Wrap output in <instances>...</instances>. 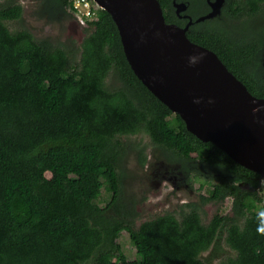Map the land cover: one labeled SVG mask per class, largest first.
Returning a JSON list of instances; mask_svg holds the SVG:
<instances>
[{"label":"trees","instance_id":"trees-1","mask_svg":"<svg viewBox=\"0 0 264 264\" xmlns=\"http://www.w3.org/2000/svg\"><path fill=\"white\" fill-rule=\"evenodd\" d=\"M157 1L166 23H187L173 0ZM174 1L188 2L193 21L207 11L205 0ZM37 2L40 18L72 20L77 34L37 37L19 0H0V264H264L259 176L187 131L141 83L105 10L79 24L73 0ZM223 8L186 36L263 98L264 0ZM145 146L187 184L202 178L207 194L140 219L144 198L126 190L124 162L134 153L144 168ZM123 232L130 261L116 242Z\"/></svg>","mask_w":264,"mask_h":264},{"label":"water","instance_id":"water-1","mask_svg":"<svg viewBox=\"0 0 264 264\" xmlns=\"http://www.w3.org/2000/svg\"><path fill=\"white\" fill-rule=\"evenodd\" d=\"M91 1L112 18L134 75L186 130L264 179V97L249 93L214 52L186 36L193 22L220 16L225 0H206L208 12L194 21L182 14L187 3L173 0L175 14L188 19L182 27L165 22L157 0Z\"/></svg>","mask_w":264,"mask_h":264},{"label":"rangeland","instance_id":"rangeland-1","mask_svg":"<svg viewBox=\"0 0 264 264\" xmlns=\"http://www.w3.org/2000/svg\"><path fill=\"white\" fill-rule=\"evenodd\" d=\"M19 2L23 9L24 18V22L21 24L30 29L35 36H49L64 41L67 40L68 36H75L77 34L75 22L72 20H67L63 25H60L57 23H49L44 18H40L37 13V0H19ZM184 2L187 3L188 7V2ZM208 10L207 7L206 13ZM262 55L264 56V53ZM138 140V144L141 147H144L145 144L149 145L148 138L144 135L137 136L135 141ZM146 152L148 154V159L144 163V168H141L137 164L134 153L126 156L127 161L124 162L125 168L127 166L131 176L130 178L127 176L128 187L126 190L134 192L139 196H137L138 198H144L139 208L141 213L140 219L149 218L150 216L165 211H173L177 205L196 200L199 194H207L209 184H205L202 178L196 177L191 184H187L182 176H176L167 170L168 165L166 162L153 158L149 146H145V153ZM201 184H203L202 188L200 187ZM108 199V192L101 189V194L96 202L102 206ZM228 201H226L222 211H227L229 209L230 203ZM116 242L122 249L127 260L130 261L137 258L135 248L131 244L127 233L123 232L120 234Z\"/></svg>","mask_w":264,"mask_h":264},{"label":"built area","instance_id":"built-area-1","mask_svg":"<svg viewBox=\"0 0 264 264\" xmlns=\"http://www.w3.org/2000/svg\"><path fill=\"white\" fill-rule=\"evenodd\" d=\"M72 14L79 24H83L86 20H91L96 12V7L91 0H73ZM259 194L262 197V203L264 205V179L260 180L258 188Z\"/></svg>","mask_w":264,"mask_h":264},{"label":"clouds","instance_id":"clouds-1","mask_svg":"<svg viewBox=\"0 0 264 264\" xmlns=\"http://www.w3.org/2000/svg\"><path fill=\"white\" fill-rule=\"evenodd\" d=\"M195 60H196L195 57L190 58V63H195ZM257 221H258L257 232L259 235L264 236V227L260 226V225H264V210H261L257 213Z\"/></svg>","mask_w":264,"mask_h":264},{"label":"flooded vegetation","instance_id":"flooded-vegetation-1","mask_svg":"<svg viewBox=\"0 0 264 264\" xmlns=\"http://www.w3.org/2000/svg\"><path fill=\"white\" fill-rule=\"evenodd\" d=\"M194 1H196V0H194ZM225 5H226V0H225V3H224V5H223V7H224ZM223 7H222L221 11H223V9H224Z\"/></svg>","mask_w":264,"mask_h":264}]
</instances>
